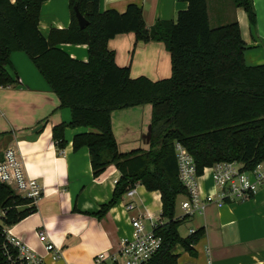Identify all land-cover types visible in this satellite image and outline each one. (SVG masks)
<instances>
[{
  "label": "trees",
  "instance_id": "1",
  "mask_svg": "<svg viewBox=\"0 0 264 264\" xmlns=\"http://www.w3.org/2000/svg\"><path fill=\"white\" fill-rule=\"evenodd\" d=\"M45 1L0 0V88L18 84L11 55L25 54L57 97L58 108L70 112L68 124L52 129L57 148L66 145V128H86L89 132L73 136V151L88 150L95 178L110 165L120 173L110 201L96 215L101 218L137 184L158 192L159 221L165 222L155 233L162 244L145 264H176L175 246L193 254L204 229L185 238L179 235L182 221L175 218L174 209L177 198L187 191L178 179L174 145L179 143L191 156L199 176L217 163L235 162L247 172L264 162V64H245V44L236 22L210 27L206 0H182L187 8L178 12L175 22L158 21L149 28L135 4L123 13L99 12V0H69L68 28L51 30L44 38L38 23ZM232 2L243 9L253 27L252 1ZM74 7L87 21L83 28L78 26ZM127 33L134 34L136 42L165 44L170 55L169 78L132 79L128 67L115 64V54L107 44ZM61 44L86 45L87 61L70 58L59 48ZM147 104L151 106L148 150L119 152L111 114ZM34 212L30 200L0 183V264H21L14 261L17 252L7 242L4 228Z\"/></svg>",
  "mask_w": 264,
  "mask_h": 264
},
{
  "label": "crops",
  "instance_id": "2",
  "mask_svg": "<svg viewBox=\"0 0 264 264\" xmlns=\"http://www.w3.org/2000/svg\"><path fill=\"white\" fill-rule=\"evenodd\" d=\"M251 1L255 11L253 27L247 14L232 0H206L207 15L211 28L238 24L245 44L244 62L257 66L264 64V0ZM129 4L141 8L147 28L158 21L175 22L178 12L187 8L182 0H99L98 10L123 13ZM70 20L69 0H47L41 5L38 30L47 38L51 30L67 29ZM59 48L74 60L87 61L86 45L61 44ZM107 48L114 52L118 67L129 68L132 79L159 81L171 75L170 55L162 42H136L134 34L127 33L109 40ZM11 64L18 84L0 88V161L7 148L16 149L26 174L37 180L43 195L34 213L4 228L6 236L18 239L43 264H93L97 255L115 252L120 241L130 236L131 217L148 214L160 219V195L137 184L132 198L123 195L99 218L96 214L110 201L120 173L110 165L95 178L88 150L73 151V136L89 132L86 128H66V145L58 149L52 129L69 123V110L58 108L57 97L25 54L13 53ZM150 124L148 104L114 111L111 127L118 151L148 150ZM198 191L201 198L214 196L215 202L203 212L181 220L190 224L186 237L191 230L201 228L204 234L193 246V254L175 246L176 264H206L208 260L211 264H264V187L247 200H224L219 207V190L211 173L205 171L199 176ZM128 203L134 204L133 211L126 210ZM39 232L58 249L57 260L45 250Z\"/></svg>",
  "mask_w": 264,
  "mask_h": 264
},
{
  "label": "built area",
  "instance_id": "3",
  "mask_svg": "<svg viewBox=\"0 0 264 264\" xmlns=\"http://www.w3.org/2000/svg\"><path fill=\"white\" fill-rule=\"evenodd\" d=\"M178 165V179L186 189L187 195L180 204L182 214L177 219L193 217L203 212L204 208L215 202L214 196L200 197L198 191V179L196 167L191 156L179 144L174 145ZM242 165L232 163H217L203 172L209 171L214 186L219 190L217 197L220 207L224 200L230 202L244 201L257 194L264 187V162L259 163L251 171H242ZM0 183L12 188L16 194L31 201L35 206L41 200L43 192L37 180L29 178L26 174L25 164L19 152L13 148H7L0 161ZM136 186L128 190L124 196L132 198L135 195ZM134 204H126L128 212L134 210ZM162 223L151 215L131 217V234L123 238L118 249L113 253H101L94 258L93 264H145L151 260L160 249L162 239L155 233L156 228ZM191 230L189 235L193 234ZM40 242L45 250L51 253L52 259L59 258V251L47 240L43 232L38 233ZM7 242L16 249L15 260L24 264H43L38 258L29 252L16 238L7 237ZM8 260L13 262L8 255ZM206 264H211L207 261Z\"/></svg>",
  "mask_w": 264,
  "mask_h": 264
},
{
  "label": "rangeland",
  "instance_id": "4",
  "mask_svg": "<svg viewBox=\"0 0 264 264\" xmlns=\"http://www.w3.org/2000/svg\"><path fill=\"white\" fill-rule=\"evenodd\" d=\"M183 201H184V199L182 197H180V196L176 200L175 209H174L175 218L179 217L182 214V211L180 210V204ZM189 225L190 224L188 222H186V221L182 222V224L178 228L180 236L186 237V235L188 234Z\"/></svg>",
  "mask_w": 264,
  "mask_h": 264
},
{
  "label": "water",
  "instance_id": "5",
  "mask_svg": "<svg viewBox=\"0 0 264 264\" xmlns=\"http://www.w3.org/2000/svg\"><path fill=\"white\" fill-rule=\"evenodd\" d=\"M74 14L78 23V26L80 28H83L87 25V21L85 20V18L81 15V13L78 11V9L76 7H74Z\"/></svg>",
  "mask_w": 264,
  "mask_h": 264
}]
</instances>
